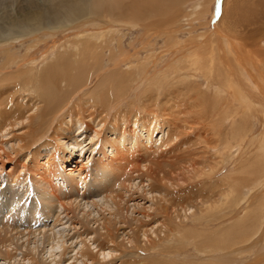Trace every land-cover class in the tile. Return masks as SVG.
Segmentation results:
<instances>
[{
    "label": "bare ground",
    "instance_id": "1",
    "mask_svg": "<svg viewBox=\"0 0 264 264\" xmlns=\"http://www.w3.org/2000/svg\"><path fill=\"white\" fill-rule=\"evenodd\" d=\"M212 1H202L196 16ZM231 1L224 16L234 19L227 26L222 20L223 30L180 42L179 4L164 0L170 14L162 16L159 5L160 16L141 25L156 34L141 38L139 51L131 45L133 53L123 48L125 35L109 31L79 30L51 47L52 29L86 18L88 0H24L14 15L0 1V264H264V199L258 218L250 216L264 192V27L248 29L254 24L242 23L240 0ZM123 3L96 0L92 15L111 22L115 14L131 25ZM25 35L35 37L28 43ZM119 75L181 105L162 100L155 107L142 96L145 117L133 109L137 97L124 110L132 92L119 94ZM169 77L177 84L165 90L162 78ZM250 120L263 132L257 139L253 132L256 141L246 147L256 124L250 128ZM189 185L205 193L185 202ZM232 220L245 222L240 238L259 237L231 240V229L216 241L199 230L227 231ZM187 238L194 255L167 259L182 253L173 240ZM139 251L149 257L136 261Z\"/></svg>",
    "mask_w": 264,
    "mask_h": 264
},
{
    "label": "rangeland",
    "instance_id": "2",
    "mask_svg": "<svg viewBox=\"0 0 264 264\" xmlns=\"http://www.w3.org/2000/svg\"><path fill=\"white\" fill-rule=\"evenodd\" d=\"M6 1H8L7 2V4L9 5L8 12H9L10 15H14L15 12L20 11L21 9H25L27 7V3L24 2V0H6ZM32 1L34 3H36V4H38V5H46V3H48V0H32ZM91 1L94 2V3L90 7ZM174 1L177 4H179L178 5V10L180 12V15H179L180 18H179V23H178V25L176 27L179 26V28H181L180 29L181 32H180V35H179L180 36V38H179L180 42H185V41H187L189 39H192L191 36H198V35L203 34V32H204V34H208L210 32V34L212 35V33H214L217 29L220 30L222 28L221 25H220L222 20L225 23L224 26H227L230 22L233 21V20H231V18L234 17L232 14L231 15L227 14L226 16H224L225 15L224 11L227 10L229 7H231L232 1L229 3V0H213L210 3L208 12L201 13L199 15L197 14V16H196V13H197L196 11L198 9V6L204 0H174ZM95 2H96V0H88L86 18L79 19V20H74V19L66 20V19H64V23L61 25L64 28L63 27L62 28H58V27L54 28V27L49 26L50 28H54V29H52V31L55 33L54 34L55 40L50 42L51 47H57V46L63 45L62 42H64L66 40V38H73L75 36V34H76V31H79V30L83 31V32H85L87 34H96V33H103V32L109 31V32H112L113 34H123V35H125L124 38H122L123 41H124L123 48H125L128 52L133 53V51H134L133 48L131 47V45H134L136 47V51H139L138 50V48H140L139 40L141 38L152 39L154 37V35L156 34V31H155L154 27L144 28L141 25L152 23L154 20L157 19V16H160V15H156L157 11H155L159 7V5H163L165 7L164 0H124V3L122 4V9L124 11V14L128 15V16L131 15V18H132V21L130 22L131 25L127 26V24H126L127 22L125 23V21L123 22V21L117 19V15H115V14L113 15L114 18H113V20H111V22H110V20H108L104 16H99V17L95 16L94 17L92 14H93V12L95 11V9L97 7ZM235 2H236V0H235ZM227 3H228L229 6L227 5ZM240 3H241L240 6L243 8V11L240 12V17L242 18L241 20L244 19V22L242 21V23H245V21H246V23H248V24H254V25H250V27H248V29L251 28V27H255V25L257 27L258 26L259 27L260 26L264 27V0H240ZM10 7H12L11 10H10ZM168 14H170V12L165 7V9L161 13V15L162 16H166ZM64 16H74V15L71 14V13H66ZM60 18H62V17L60 16L59 19ZM224 19H225V21L226 20L227 21L225 22ZM232 19H234V18H232ZM86 21H91L92 24H85ZM76 23H79V25L84 24L85 26L83 25L84 28L82 26L81 28L73 29L74 30L73 32H65V30L67 29L66 27H69L71 25H75ZM47 28H45V29H47ZM221 30H223V28ZM35 36L40 38V39H44L45 38L43 36V33H40V34L35 35ZM35 36L32 37L30 35H25L23 38H25L26 42L29 43L30 39H33ZM18 40L19 39H17L16 42ZM49 40H50L49 38H46V41H49ZM116 43H117V41H116V38H115V42L111 43L110 45L112 47H117ZM17 44H18V42L15 43L16 49H20L21 47L19 46V44L18 45ZM159 44H161V43H159ZM26 45H27V43H26ZM158 46H156L157 49H159ZM259 46H260V50H262V52L264 53V41L261 42ZM40 55L41 54H36L35 57L39 59ZM145 56H146V52L141 53V55L138 56V59H142L143 60V59H145ZM263 56H262V58H264ZM173 64L179 65V67L181 65L177 57L174 58ZM122 78H125V82L124 83H122ZM116 79H118L119 82H120L119 94L124 93L127 89L132 92L130 94V96H129V99L124 101L125 104H124L123 109L125 110L128 107L129 110H130L129 102L130 101H134L133 98L137 97V100L135 99V101L137 102L136 103L137 105L135 107H133V109L134 110L137 109V111H135V113H138L139 116L145 117L144 116V111L140 110V108L142 109V107L138 105L139 103L142 102V98L143 97L147 98L146 101H147L148 105L150 103V105H153L155 107H157V106L159 107L160 105H158V104L162 100H163L162 101L163 103H164V101H166V102L171 101L170 104H168V106L169 105L170 106L173 105L172 102L180 104V102L178 100L172 101L171 100L172 98L167 100L165 97H161V96L157 97V96H155V93H153L154 94L153 96H150L149 94H146V93L144 94V92L142 93L141 89H142V87L144 85H146L145 82L134 84L131 81V83L129 84V83L126 82V76H120V75L116 76ZM165 81H166V83H165ZM162 82L164 83L165 90L166 89L168 90V88H171V87L175 88L176 84H177V83L173 82L172 77H169L167 79L162 78ZM168 84H170V85H168ZM193 91L195 92L194 89H193ZM190 95H193V93H191ZM154 97L156 98V100L154 99ZM128 100H130V101H128ZM183 100L187 101V99L184 98V97H183ZM124 110H122L123 113L125 112ZM172 110L177 112L178 114H183V112L181 110L177 109L176 107H172L171 109H169L168 107H162L161 113L169 115V111H172ZM157 115H159V114H157ZM250 122L251 123H250L249 126L251 128L253 126V124H255L256 122L253 121V120H250ZM251 130H252V133H249V134L247 133V137H246V139H247L246 143L247 144L246 143H245L246 145L243 144L246 147H248L247 146L248 144H249V146H251V143H254V141H256V140H254V137L252 136L253 132L256 133V139H257V137L262 136V133H260V132H263V130H262V128H260V126L257 123L255 124V127L251 128ZM88 156L89 155L87 154V157ZM198 161H199V158L196 159V162H198ZM203 165H204V163H203ZM9 167L10 166H8L6 168V171H9ZM225 172H226V170L224 169L222 172L218 173L216 175L215 180H217V179L219 180L220 178H224L225 177ZM239 176H242V175L239 174L235 178H238ZM194 184H196V182H194ZM240 186L241 185L237 181H235L234 188H235V191L238 192V193H240ZM195 190H196L195 188H191L190 185H189V187L187 189L183 190V192H182L183 200L185 202H192L193 200L191 199V194L193 196V195H203L205 193V192H199V191H198V193H193V191H195ZM261 193L263 194V196H262ZM257 194H258V196H260L261 199L258 198V199H260V201L257 200V202L254 200V204L256 202L257 204H255V205L257 207L254 204H253V206L255 207L254 209L258 210V212L257 213L250 212V216L252 218L254 217V219L258 218L257 214H259L260 205L263 204L262 200L264 199V192L263 191L260 192V193H257ZM233 196L235 197V195H233ZM247 206H248V204L245 202L244 206H243L244 210H245V208ZM263 211H264V209H263ZM254 215H256V216H254ZM235 216L240 217V215L238 214L237 211H235ZM252 218H249V219L252 222H254L252 220ZM250 220H248V225L249 224L252 225V222ZM244 224H245V222L243 223L241 221V225L240 226L244 227ZM246 224H247V222H246ZM232 225H229V228L226 229L227 231H225L222 227H219L220 225H218L217 227L212 226L211 229H207V230L199 229L198 227H196V228H198L200 230V232H202L205 236L207 234H209V233H214L217 236V240L216 241L224 240V238L222 237L223 236L222 234L226 233V232H229L231 229H232L231 230V234H233L232 237H231V240H234V239L235 240H241V239H243V240H254V239L259 237V235H258V236L252 237L251 239H247L246 237H245V239H244V237L240 238L241 236H239L238 235L239 233H237V232H238V230L240 231V229H242V228L241 227H237L235 225L234 221L232 222ZM257 228H258V226L256 227V229ZM256 229H254L251 232V234ZM191 239L192 238H187L186 240L180 241V243L178 241L175 242V240H173L172 244H173L174 248L179 250V251H182V253L181 254H179V253L178 254H176V253L173 254V252H171V253H169L168 256H166L167 259H169V260L170 259H172V260H176L177 259L180 262L179 258H184L185 256L194 255L195 248L193 247V245L190 244V242L192 241ZM259 239L261 240V238H259ZM262 239H264V238H262ZM200 242L204 243L205 239L204 240H200ZM192 243H193V241H192ZM253 243L254 242H250L249 246H251ZM193 249H194V251H193ZM252 251L254 252L256 250H252ZM146 255L147 254H145L144 252L139 251L137 254H135L134 257H136L135 259L137 261L138 258L144 259V257L148 256V255L147 256ZM247 255L248 256L250 255V257H251L250 258V262H252L254 260L253 256H255V255L253 254V256H251V254H249V253ZM151 259L152 258H148L146 260H151ZM165 261L167 262L166 259H165Z\"/></svg>",
    "mask_w": 264,
    "mask_h": 264
}]
</instances>
